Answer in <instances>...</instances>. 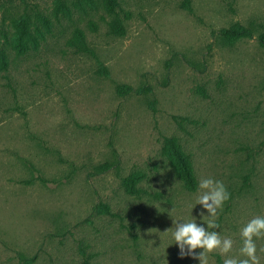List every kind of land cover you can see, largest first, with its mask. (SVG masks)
Here are the masks:
<instances>
[{
  "label": "rangeland",
  "instance_id": "1",
  "mask_svg": "<svg viewBox=\"0 0 264 264\" xmlns=\"http://www.w3.org/2000/svg\"><path fill=\"white\" fill-rule=\"evenodd\" d=\"M119 1L123 36L98 0L59 20L54 0H0V264H200L165 232L192 216L206 224L201 178L230 193L214 230L233 239L231 255L240 229L264 216V0ZM35 10L51 32L20 56L5 40L12 19ZM234 24L252 38L224 41ZM77 28L90 52L68 46ZM169 137L191 160L193 192L162 155ZM134 172L143 178L130 194ZM260 249L264 239V264Z\"/></svg>",
  "mask_w": 264,
  "mask_h": 264
},
{
  "label": "trees",
  "instance_id": "2",
  "mask_svg": "<svg viewBox=\"0 0 264 264\" xmlns=\"http://www.w3.org/2000/svg\"><path fill=\"white\" fill-rule=\"evenodd\" d=\"M55 8L53 17L55 20L59 18L71 17L74 11L83 12L86 8L94 7L93 0H73L67 4L65 0H54ZM98 6L104 15L110 18L108 23L109 33L111 35L123 36L125 34V21L129 17V13L124 11L119 0H98ZM40 23L44 30L37 26ZM51 22L47 17L35 10L31 13H23L12 19L13 31L5 43L16 54L24 55L29 51H36L41 41H44L46 35L51 32ZM90 30L95 31L96 26L91 24ZM218 34L224 41L234 42L244 38H252V32L249 28L234 24L229 28L221 29ZM258 42L264 47V32L258 35ZM68 46L75 48L81 52H90L88 48L86 35L81 29H75L71 38L67 41ZM8 61L6 53L0 49V66L2 70L7 68ZM117 91L122 94H128L133 91L129 86L121 85L117 87ZM162 155L167 159L170 167L173 169L177 178L182 182L184 188L188 191H195L197 180L193 171L192 163L189 156L182 150L177 139L169 137L164 140L162 146ZM100 170L108 169L106 163L102 164ZM143 174L134 172L124 179L126 191L130 194L137 193V184L142 180ZM105 212H109L104 207Z\"/></svg>",
  "mask_w": 264,
  "mask_h": 264
},
{
  "label": "clouds",
  "instance_id": "3",
  "mask_svg": "<svg viewBox=\"0 0 264 264\" xmlns=\"http://www.w3.org/2000/svg\"><path fill=\"white\" fill-rule=\"evenodd\" d=\"M198 189L196 205L202 206L200 216L206 219V224H198L192 216L187 221L173 220V227L165 232H172L180 257L188 256L198 260L200 264H209L210 255L218 254L224 258L223 264H261V258L257 254V241L264 239V216L250 219L240 229L242 244L239 253L231 255L233 239L214 230L219 228L217 221L225 203L230 199V193L222 181L211 177L201 178Z\"/></svg>",
  "mask_w": 264,
  "mask_h": 264
}]
</instances>
